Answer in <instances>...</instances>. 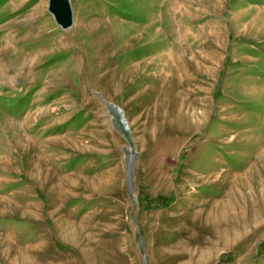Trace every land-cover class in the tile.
Listing matches in <instances>:
<instances>
[{"label":"rangeland","instance_id":"374dc122","mask_svg":"<svg viewBox=\"0 0 264 264\" xmlns=\"http://www.w3.org/2000/svg\"><path fill=\"white\" fill-rule=\"evenodd\" d=\"M0 0V264H264V0Z\"/></svg>","mask_w":264,"mask_h":264},{"label":"water","instance_id":"95a60500","mask_svg":"<svg viewBox=\"0 0 264 264\" xmlns=\"http://www.w3.org/2000/svg\"><path fill=\"white\" fill-rule=\"evenodd\" d=\"M48 11L62 29H67L73 25V10L70 0H49Z\"/></svg>","mask_w":264,"mask_h":264}]
</instances>
